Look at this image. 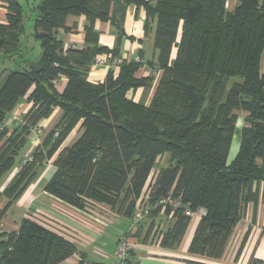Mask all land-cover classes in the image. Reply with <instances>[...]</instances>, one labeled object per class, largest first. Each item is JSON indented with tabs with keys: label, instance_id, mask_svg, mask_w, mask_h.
Instances as JSON below:
<instances>
[{
	"label": "trees",
	"instance_id": "trees-1",
	"mask_svg": "<svg viewBox=\"0 0 264 264\" xmlns=\"http://www.w3.org/2000/svg\"><path fill=\"white\" fill-rule=\"evenodd\" d=\"M0 2L5 9L0 53H14L23 34L22 4ZM30 2L41 55L28 69L8 71L0 83V179L39 121L55 108L62 114L30 152L32 160L21 164L18 159L17 171L0 189V198H6L0 218L38 168L53 159L54 173L43 188L77 208L104 204L131 220L144 192L151 203L170 193L193 211L203 208L188 252L220 258L242 213L252 205L254 222L264 195V0H234L232 10L227 0ZM115 4L120 7L116 22ZM126 6L142 9L143 36L152 33L155 58L145 61L140 53V62L123 58L118 69L108 66L102 80L92 81L94 59L120 57L122 37L120 30L113 47L100 45L94 24H121ZM69 16L85 19L79 48L65 49L58 34L60 28L69 31ZM143 66L149 73L137 76ZM156 71L160 76L148 104L127 94L150 88ZM61 77L65 82L58 90ZM23 97L29 107L21 121L6 124ZM240 116L238 149L228 162ZM77 126L80 135L65 146ZM160 210L159 205L146 217ZM169 211L172 224L159 236L161 243L174 246L191 219ZM74 252L73 242L29 216L17 231H0V264H58Z\"/></svg>",
	"mask_w": 264,
	"mask_h": 264
},
{
	"label": "crops",
	"instance_id": "crops-1",
	"mask_svg": "<svg viewBox=\"0 0 264 264\" xmlns=\"http://www.w3.org/2000/svg\"><path fill=\"white\" fill-rule=\"evenodd\" d=\"M26 2L28 3V0ZM34 2L36 3L37 0H34ZM125 9L121 24L119 22L112 24L109 20H97L95 22L94 27L99 32V44L113 47L121 30L120 57L131 59L140 53L145 61L155 58V51L152 46V33L146 37L143 36L142 23L144 13L142 9L140 10L134 6H126ZM112 12V20L114 22L119 21V5L115 4L112 6ZM4 21L5 9L0 2V22ZM84 23L85 19L83 16H69L65 22V26L69 31H64L62 28L58 29V34L62 37L65 49L69 47L79 48L83 45ZM107 68V66L92 65L88 74L89 79L92 81L102 80ZM148 73V69L143 66L137 70L136 75L140 76ZM154 75L155 78L150 88L147 90L142 88H138L135 91L130 90L127 94L137 101L144 100L145 104L149 103L160 73L156 71ZM64 82V77H61L56 82L58 90L62 89ZM25 97L18 102L17 106L9 114L6 124H16L21 121L22 113L29 107ZM61 114V110L55 108L48 118L39 121L37 126L42 129L43 135L34 134V130L31 131L28 136L29 145L27 149L31 148L27 155L39 145L43 136L55 125ZM81 131L80 127H75L68 135L64 145H71L78 138ZM23 156L25 155H22L21 158ZM52 160L45 161L38 168L30 183L0 218V231H17L20 220L26 216L37 220L63 238L70 240L76 246V252L58 264H78L81 260L83 264L93 262L109 264L114 260L113 251L116 238L125 232L128 233V240L131 245L127 264H229L224 259L225 250L222 256L217 259L193 255L188 252V247L200 216L192 219L193 222L188 225L179 244L168 246L161 243L159 232L172 224L173 218L170 213L166 214L161 210L154 218L144 217L138 224L132 225L129 219L113 211L107 205L89 203L84 208H77L53 196L43 188L45 182L53 175L55 170ZM17 167L18 165L13 168L5 180L0 182V189L5 186L15 171H17ZM13 171L14 173H12ZM4 198H0V209L6 202V198ZM245 213L246 223L244 224V233L240 242L245 232L248 231L243 245L246 246V241L250 237L248 248L250 252L246 254L243 261L245 264H252V259H259L264 264V195L260 197L258 202L254 222L251 219L252 205H248ZM151 222H153V225H151ZM239 222L236 223L235 227ZM125 227L126 230H124ZM238 247L231 259V264H236L239 259L240 252L237 254Z\"/></svg>",
	"mask_w": 264,
	"mask_h": 264
},
{
	"label": "rangeland",
	"instance_id": "rangeland-1",
	"mask_svg": "<svg viewBox=\"0 0 264 264\" xmlns=\"http://www.w3.org/2000/svg\"><path fill=\"white\" fill-rule=\"evenodd\" d=\"M30 1L31 0H28V3H27L26 0H19V2H21V4H22V8H23V15H22L23 23H24L23 34L21 35V38H20V46L14 53H8V54L0 53V83L2 82L4 75L8 71L28 69L29 65L33 62H36L41 55L40 43L34 34V28H33V19L35 16V12L32 10V5H31ZM234 3H235L234 0H227V9L232 10ZM153 60H154V58H153ZM141 102L144 103L145 101L142 100ZM240 115L242 116L243 113H241ZM241 116L237 120V125H236L237 127L235 128L233 135H232V138H231L232 144L230 146V150H229V153L227 156L228 162H230L232 160V158L234 157V155L236 154V151L238 149V143H239V128H238V126L242 124ZM11 124H9V125L11 126ZM34 134H36V133H34ZM42 135H43V132H42ZM28 145L29 144L27 143V145L21 151L19 156L16 158V161L14 163L13 168L18 165V163H17L18 159H20L22 157V155H25V156H23V158H21V161H22V159H24L27 156V153L29 152V149L31 148V147H29L27 149ZM13 168L0 179V182L5 180L10 175ZM12 173H14V171ZM161 209L163 210L162 212H165V209L169 210V208L163 209L162 207H161ZM194 211H196V210H194ZM246 213H245V211L242 213V217L239 220L240 221L239 224L236 227L234 226L233 231L231 233L232 236H230V238L227 242L226 249H225V256H224L226 263H229V264L232 263L231 259H232L233 255L235 254L236 249L239 245L240 239L242 237V234L244 233V224L246 223L245 222V214ZM194 217H196V216H194ZM192 219H191L190 223L193 222ZM0 228H1V226H0ZM124 230H126V227ZM249 239H250V237H249ZM249 239H248V241H246L247 242L246 246H244L242 244L241 249H240L239 259L236 261V264H245L243 261L244 257L246 256V254H249V252H250V250L248 249L249 248V242H250ZM243 246H244V248H243Z\"/></svg>",
	"mask_w": 264,
	"mask_h": 264
},
{
	"label": "built area",
	"instance_id": "built-area-1",
	"mask_svg": "<svg viewBox=\"0 0 264 264\" xmlns=\"http://www.w3.org/2000/svg\"><path fill=\"white\" fill-rule=\"evenodd\" d=\"M132 59L137 62H140L141 59L136 55ZM123 58L118 57L114 60H109L104 56H97L94 61V66H113L114 68L118 69L120 63L122 62ZM42 129L40 127H35L34 133L41 135ZM32 160V155L28 154L24 159H22L21 164H24L28 161ZM161 206L163 209L169 208L171 213L176 210L182 211L185 215L189 216L190 218L194 216H202L204 214L203 208H198L196 211H192L189 208L188 203H183L179 197L173 196L170 193L160 197L154 202L149 201L148 195L144 192L139 196L137 199V204L133 211L131 224L135 225L141 221L142 218L146 217L149 212L157 206ZM191 218V219H192ZM131 249V245L128 240V233H121L117 236L115 244H114V260L111 261L109 264H127V257L129 255V251Z\"/></svg>",
	"mask_w": 264,
	"mask_h": 264
}]
</instances>
